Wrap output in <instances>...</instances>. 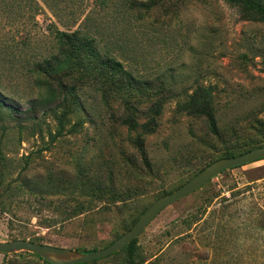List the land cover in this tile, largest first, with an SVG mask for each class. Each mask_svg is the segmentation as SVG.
Here are the masks:
<instances>
[{
    "label": "rangeland",
    "instance_id": "obj_1",
    "mask_svg": "<svg viewBox=\"0 0 264 264\" xmlns=\"http://www.w3.org/2000/svg\"><path fill=\"white\" fill-rule=\"evenodd\" d=\"M181 3L179 8L146 10L130 0H73L59 12L45 5L17 14L0 10V91L21 112L45 94L33 66L55 50L56 28L89 32L102 51L115 55L137 78L149 82L150 89L165 87L158 127L144 137L148 163L133 144L138 131L122 122L126 109L121 101L111 109L92 83L80 88L82 105L69 115L64 135H50L57 120L43 110L38 112L42 132L31 127L20 138L16 122L9 120L14 130L0 147L13 160L9 179L14 184L21 176L37 184L50 175L65 179L72 196L92 199L94 210L51 228L38 225L29 213H24L26 223L11 228L9 216L0 213L1 241L13 240L24 230L27 237L46 244L104 248L166 191L219 158L225 145L203 119L178 109L199 84L218 90L225 144L264 143V127L253 126L257 118L264 125V23L245 19L224 0ZM149 104L141 106L140 123L148 118ZM96 176L112 182L114 203L84 195ZM75 202L72 198L71 204ZM137 246L134 264H264V158L224 171L165 208L138 236ZM124 257L120 253L86 264H127ZM0 264L46 263L29 253H0Z\"/></svg>",
    "mask_w": 264,
    "mask_h": 264
},
{
    "label": "trees",
    "instance_id": "obj_2",
    "mask_svg": "<svg viewBox=\"0 0 264 264\" xmlns=\"http://www.w3.org/2000/svg\"><path fill=\"white\" fill-rule=\"evenodd\" d=\"M71 1L73 0H0V10L17 14L23 10L38 11L45 5L52 11L59 12V10L67 8ZM102 1L106 2V0ZM130 1L137 8L146 7L147 10L158 6L167 8L171 5L179 8L184 0H146L144 5H141L142 2L139 0ZM224 1L238 8L245 19L264 23V0ZM75 21L77 22V19ZM54 38L56 41L55 50L33 66V72L37 75V85L42 91H45V94L31 100V105L21 112L16 101L0 91V147L3 140L14 130V126L9 123V120L16 122L20 138L31 127L32 129L38 127L42 132L44 121L39 118V110H43V115L52 113L57 120L56 132L50 130V135L53 138L64 135L69 115L82 105L79 95L80 88L92 83L96 86L95 91L100 95V98L111 109L114 107V103L121 101L119 104H122L126 109L122 122L130 130L138 131L137 135L132 138L133 144L139 150L143 160L148 163L144 137L146 134L153 133L158 127V117L163 110L165 99L161 93L165 91V87L159 86L155 91L150 89L149 82L137 78L115 55L102 51L95 36L87 31L80 28L72 31L56 28ZM146 91L153 93L147 94ZM217 94L216 86L199 84L178 104L179 110L203 119L208 131L225 145L223 154L217 159L238 156L253 148L263 146L264 143L258 141L246 146L225 144L226 139L219 126ZM147 102L150 103L146 111L148 118L145 122L140 123L137 115L142 111L141 106ZM260 119H255L253 126L263 131L261 127L264 125ZM31 121L32 126H28ZM75 125H79V121L75 122ZM140 128L141 130H139ZM11 161L13 160L6 158L0 150V188H3L0 189V213L9 216L11 228L15 223H26L27 218L24 213H29L31 218H37L38 225L51 228L61 227L75 217L94 210L92 199H79L72 196L71 191L73 190H69L71 183L65 179L56 180L50 175L45 183L37 184L27 181L25 176L20 174L21 178L17 179L18 184H14L13 180L9 179L11 175L9 163ZM96 177L97 179H94V183L84 195L114 203L117 193L112 182L102 181L98 176ZM78 178L81 179V177ZM83 181L82 177L80 183H84ZM78 188L75 186V189ZM176 189L166 191L165 194ZM27 195L29 196L27 197ZM72 198L76 201L73 205L71 204ZM137 221L138 219L135 218L131 225L126 227V231ZM121 235H117L116 239ZM13 239H28L42 243L40 238L27 237L24 230H20ZM76 249L82 252L98 250L96 248L92 250ZM22 253H29L42 259L46 264H52L41 256L27 251L4 255L9 257ZM120 253H125L124 259L127 264L137 263L139 257L137 238L111 256ZM98 260H93L92 263Z\"/></svg>",
    "mask_w": 264,
    "mask_h": 264
},
{
    "label": "water",
    "instance_id": "obj_3",
    "mask_svg": "<svg viewBox=\"0 0 264 264\" xmlns=\"http://www.w3.org/2000/svg\"><path fill=\"white\" fill-rule=\"evenodd\" d=\"M264 158V145L253 148L234 157L215 160L173 192L163 195L149 206L138 221L124 234L108 246L82 252L77 249L33 242L28 239L0 240V253L13 254L22 251L41 256L52 264H82L96 259L106 258L129 245L146 227L168 206L202 188L224 171Z\"/></svg>",
    "mask_w": 264,
    "mask_h": 264
}]
</instances>
